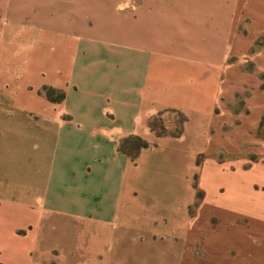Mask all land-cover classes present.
<instances>
[{"label":"rangeland","instance_id":"374dc122","mask_svg":"<svg viewBox=\"0 0 264 264\" xmlns=\"http://www.w3.org/2000/svg\"><path fill=\"white\" fill-rule=\"evenodd\" d=\"M8 2L15 12L31 10L28 3L38 2L54 19L48 20L50 27L7 38L0 52V61L9 64L4 74L7 95L16 90L14 101L3 105L0 119V264H264V175L254 169L258 164L264 167V153L255 154V144L247 149V171L226 173L237 166L233 155L220 150L193 156L191 142L178 139L186 117L168 109L148 120L151 141L129 134L117 146L125 155L115 154L107 141L97 145L89 131L84 133L75 124L91 102L85 98L92 93L89 89L100 92L102 85L81 84L64 66L67 29L86 30L106 44L171 47L176 44L172 40L183 35L177 14L234 12L237 0H150L148 13L168 15L170 27L161 33L155 23L147 32L130 25L133 0ZM262 9L259 4L258 11ZM28 20L23 24H30ZM74 40L70 44L76 47ZM263 42L259 36L258 47ZM254 54H232L230 61L243 60L250 77L259 69L254 68ZM70 76L77 80L76 88L65 99L63 90L45 84L51 79L68 82ZM254 79L248 78L245 89L231 90L225 104L233 114L244 112L253 95L264 99V68ZM37 93L51 105L43 107ZM101 101L96 106L105 107L110 119L116 107ZM15 102L20 105H11ZM65 110L76 117L65 123L54 119L57 111ZM258 136L264 140V115ZM125 168L130 173L124 181ZM114 188L122 189V198L134 204L131 222L126 226V219L117 217L114 227L101 223V232L96 220L99 192ZM27 216L32 222L36 216L41 220L31 227L33 223L24 221Z\"/></svg>","mask_w":264,"mask_h":264},{"label":"crops","instance_id":"0c3cea01","mask_svg":"<svg viewBox=\"0 0 264 264\" xmlns=\"http://www.w3.org/2000/svg\"><path fill=\"white\" fill-rule=\"evenodd\" d=\"M149 2L150 0H133V11L128 14L127 19L131 20L130 25L138 24L141 29L143 27L144 32L150 31L149 25L155 23L161 33V30H166L169 26L166 24L168 15L161 12L148 13ZM29 4L31 10L15 12L14 4L8 0H0V52L7 46V38L31 34L32 30L38 31L40 26L44 29L46 26L50 27L48 20L54 19V16H49L50 9L46 8L45 11L44 5L38 2L28 3V9ZM259 4H262L264 10V0H237L234 12L214 11L191 16L177 14L176 20H180L177 25L181 27L178 31L183 35L172 40L176 44H171V47L166 43L156 46L106 44L101 37H93L86 30L67 29L63 47L72 59L69 60L67 56L64 66L72 72V76L79 77L81 84L97 82L102 85V90L98 92L93 91V88L89 89L92 93L85 98L91 102L79 113L81 120L68 110L57 111L54 119L65 123V120L71 121L76 117L77 129L84 133L89 131V137L96 138L97 145L107 141L114 153L118 154L120 139L129 134H139L151 141L148 120L159 112L177 110L186 117L184 131L178 139L185 137L191 142L193 156L200 151L211 156L222 150L233 155V162L237 164L233 172L227 170L226 173L247 171L244 167L247 149L255 144L253 152L264 153V140L258 136L260 120L264 115V99L261 95H253L250 101L245 102V111L241 113L239 110L234 114L225 101L231 100L232 89H245L248 78L257 79L264 68V42L260 47L257 43L259 36L264 37V12L258 11ZM27 18L30 24H23ZM246 20L248 22L245 23ZM242 22L244 27H241ZM129 31L127 32L130 33ZM73 38L77 42L76 47L70 44ZM130 38L131 36L129 40ZM246 51H254V68H259L250 77L243 60L230 61L232 54ZM5 65L9 64L0 61V119L3 105L7 107L8 101H14L12 96L16 92L14 90L12 96L7 95L9 81L4 76ZM72 76L68 82H52L51 79L45 84L63 90L65 99L69 91L76 88L74 81L77 80ZM13 78L12 82H15L17 78ZM104 87L109 89L108 93L104 92ZM37 94L43 107L51 105L43 95ZM100 100L114 103L116 108L111 110L110 119L106 118L109 113L105 107L99 109L96 106ZM92 103L95 105L89 107ZM18 104L15 102L11 105L18 107ZM53 110L56 111L55 108ZM106 120L107 123L104 122ZM262 163L264 161L261 160ZM224 169L225 167L222 168L223 171ZM254 169L264 175L262 165L258 164ZM129 173L126 168L122 170L124 181L129 179ZM122 196L123 190L117 188L101 189L99 192L96 220L101 232L104 229L101 223L105 221L112 227L117 224V217H124L126 226L131 222L134 204ZM17 207L22 208V205L15 206ZM31 218H24L25 223H33L29 225L31 227L41 220L36 216L32 222Z\"/></svg>","mask_w":264,"mask_h":264}]
</instances>
